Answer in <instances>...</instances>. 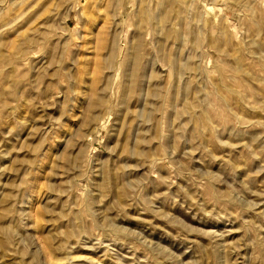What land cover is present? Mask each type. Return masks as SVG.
Segmentation results:
<instances>
[{"label": "rangeland", "instance_id": "rangeland-1", "mask_svg": "<svg viewBox=\"0 0 264 264\" xmlns=\"http://www.w3.org/2000/svg\"><path fill=\"white\" fill-rule=\"evenodd\" d=\"M0 264H264V0H0Z\"/></svg>", "mask_w": 264, "mask_h": 264}]
</instances>
